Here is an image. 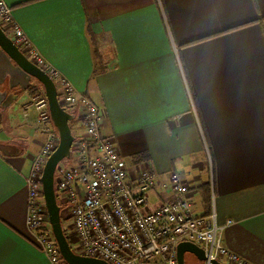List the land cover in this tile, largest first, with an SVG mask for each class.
Segmentation results:
<instances>
[{
    "label": "crops",
    "instance_id": "obj_1",
    "mask_svg": "<svg viewBox=\"0 0 264 264\" xmlns=\"http://www.w3.org/2000/svg\"><path fill=\"white\" fill-rule=\"evenodd\" d=\"M6 2L102 109L103 134L131 156L130 174L157 173L151 207L173 198L169 176L179 172L195 213L233 220L224 244L264 264V0ZM40 84L0 48V264H54L27 223L28 177L46 140L32 106Z\"/></svg>",
    "mask_w": 264,
    "mask_h": 264
},
{
    "label": "built area",
    "instance_id": "obj_2",
    "mask_svg": "<svg viewBox=\"0 0 264 264\" xmlns=\"http://www.w3.org/2000/svg\"><path fill=\"white\" fill-rule=\"evenodd\" d=\"M0 26L29 60L54 80L61 106L70 113L79 111L85 131L75 137L72 145L70 158H75L76 164L61 169L55 181L58 198L63 196L70 204L71 222L65 233L75 252L109 264H179L177 246L190 241L204 249L205 264L214 259L225 264H248L224 244V232L233 220L219 222L214 209L208 214H196L179 172L169 176L173 198L151 207L149 194L158 184L157 173L145 167L135 176L130 174L115 141L103 134L102 109L42 55L6 0H0ZM32 106L46 140L28 177L27 223L52 262L67 264L52 233L41 182L45 163L57 148L59 136L50 127L44 92L35 94Z\"/></svg>",
    "mask_w": 264,
    "mask_h": 264
},
{
    "label": "water",
    "instance_id": "obj_3",
    "mask_svg": "<svg viewBox=\"0 0 264 264\" xmlns=\"http://www.w3.org/2000/svg\"><path fill=\"white\" fill-rule=\"evenodd\" d=\"M0 48H2L21 69L36 78V80L42 84L48 100L51 120L58 131L59 144L45 163L41 182L45 206L49 215V222L60 254L67 264H109L103 259L75 252L64 231L61 219V206L58 202L55 189V171L60 162L71 156V149L75 136L72 132L70 123L75 119V114L68 112L61 106L56 84L50 75L29 60L13 40L5 33L1 26ZM187 253L196 256L200 262L206 260L204 249L200 245L190 241H182L177 246L179 264H188L186 258ZM211 264L225 263L214 259L211 261Z\"/></svg>",
    "mask_w": 264,
    "mask_h": 264
},
{
    "label": "rangeland",
    "instance_id": "obj_4",
    "mask_svg": "<svg viewBox=\"0 0 264 264\" xmlns=\"http://www.w3.org/2000/svg\"><path fill=\"white\" fill-rule=\"evenodd\" d=\"M72 132H73L74 136L77 135L75 130H72ZM57 134H58V131H57ZM144 153L145 152H139L138 154H135V156L137 158V161H140V159L143 157ZM123 158L125 159V157H123ZM125 161H128L129 165H131V163H132L131 156L126 157ZM75 164H76V159L75 158H67V159H64L62 162H60V164L57 166V169L55 171V181L57 180L61 169L72 167ZM151 195L152 194H150V197H151ZM58 202H59V204L61 206V215H62V217L64 219L65 226H67L71 222V211L69 210L70 204L67 202V200L63 196H60L58 198ZM150 203H152V204L154 203L152 201V197H151Z\"/></svg>",
    "mask_w": 264,
    "mask_h": 264
},
{
    "label": "trees",
    "instance_id": "obj_5",
    "mask_svg": "<svg viewBox=\"0 0 264 264\" xmlns=\"http://www.w3.org/2000/svg\"><path fill=\"white\" fill-rule=\"evenodd\" d=\"M43 92H44V94H45L44 89H43ZM57 197H58V196H57ZM61 219H62V223H63L64 231L66 232V229H65L66 226H65L64 219H63L62 215H61Z\"/></svg>",
    "mask_w": 264,
    "mask_h": 264
}]
</instances>
